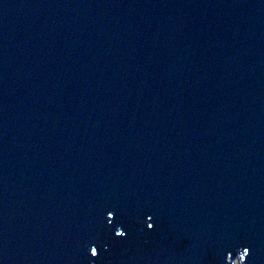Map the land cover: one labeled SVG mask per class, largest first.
Listing matches in <instances>:
<instances>
[{"label": "water", "instance_id": "95a60500", "mask_svg": "<svg viewBox=\"0 0 264 264\" xmlns=\"http://www.w3.org/2000/svg\"><path fill=\"white\" fill-rule=\"evenodd\" d=\"M0 264H264V0H0Z\"/></svg>", "mask_w": 264, "mask_h": 264}]
</instances>
